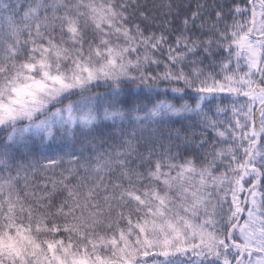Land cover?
<instances>
[{"label":"snow or ice","instance_id":"1","mask_svg":"<svg viewBox=\"0 0 264 264\" xmlns=\"http://www.w3.org/2000/svg\"><path fill=\"white\" fill-rule=\"evenodd\" d=\"M247 2L250 8L237 7L234 12L238 16L250 13L249 18L226 32L217 27L222 11L215 13L217 25L211 31L221 41L215 46L229 52L228 61L221 66L223 79L218 80L205 76L189 56L198 49L211 54L214 46L211 39L197 42L186 35L190 28H204L199 23L204 19V5H197L196 11L182 21L186 31L168 46L169 63H164L163 75L147 76L146 66L162 62L154 54L164 52L168 37L145 35L139 24L126 26L130 19L126 13L135 0H32L19 20L15 18L19 5L0 0V13L7 19L0 35V128L8 130L10 144L18 145L27 135L47 140L57 129L71 133L76 126L92 128L100 119H123L124 113L118 109H105L99 115L93 106L95 98L85 95L88 86L98 81H110L116 87L125 79L142 84L176 81L183 87L170 89L173 100H184L189 90L196 94L195 106L187 101L177 106L160 99L145 117L136 116L137 121L185 113L202 115L201 104L215 93L246 98L240 109L245 124L235 119V128L227 130L233 141L239 142L236 150L243 152L241 159L233 147L214 148L199 167L192 160L181 164L158 160L147 173L129 170L127 161L120 159L117 164L128 184L112 185L111 193L101 175L105 167H112L105 162L93 170L99 182L92 187L84 184L82 191L65 184L67 196L55 211L45 203L49 196H34L35 203L21 198L16 190L19 172L4 177L0 183V264H151L148 257L163 258L157 264H183L180 258L192 260V264H264V191L260 189L264 168L256 160L261 155L258 142L264 136V0ZM81 17L99 36V42L89 43L87 51ZM57 28L59 41L49 32ZM65 33L68 40L63 38ZM22 34L27 35L23 43ZM21 47L27 48L26 54ZM20 55L25 58L17 63ZM233 59L236 64L230 68ZM189 60L192 71L186 73L183 68ZM241 60L247 71H241ZM256 74L260 82L254 79ZM77 92L79 101L57 107ZM254 111L261 117L259 127L252 120ZM236 114L234 111V117ZM205 123L216 128L210 119ZM241 129L237 136L236 130ZM216 134L221 140L228 139L225 132ZM6 157V151L0 154L4 171L9 169ZM225 158L227 167L217 175L214 170ZM145 159L150 161V157ZM246 180L250 187H245ZM101 189L102 202L97 199ZM170 191L176 193V199ZM245 192L244 203L250 206L247 219L241 223L245 210L239 193ZM229 195L225 235L218 232L217 206L227 203ZM236 232L242 243L235 242ZM60 233L66 238H60ZM254 254H259L258 258L254 259Z\"/></svg>","mask_w":264,"mask_h":264},{"label":"trees","instance_id":"2","mask_svg":"<svg viewBox=\"0 0 264 264\" xmlns=\"http://www.w3.org/2000/svg\"><path fill=\"white\" fill-rule=\"evenodd\" d=\"M7 1V0H5ZM32 0H9L10 5H19V14L16 20L20 19L23 11L27 8ZM51 2V0H45ZM75 0H73V3ZM119 3V0H116ZM197 5H204L201 15L204 17L199 23L204 24V28H190L186 32L188 37L200 42L202 40H213L211 54L203 49H198L196 53H189L191 60L197 61L195 67L201 70L205 76H212L215 79L222 80L223 72L221 66L228 61L229 52L215 45L221 43L217 34L211 29L213 25H217L215 13L222 11V22L217 27L220 32H226L232 28L235 23H243L249 18V15H237L234 9L250 8L247 0H135L131 4L127 15L130 17L128 25L139 24L145 35L155 33L157 36L164 34L168 37L165 44L164 52L155 53V57L162 62L157 65H148L144 71L147 76H154L156 73L163 75L164 63H169L166 52L169 45L173 44L181 32H185L182 21L196 11ZM144 17H147L145 20ZM206 22V23H205ZM7 19L5 16L0 18V35L4 34ZM80 28L84 40V49L87 51L89 43L96 44L99 42V36L96 35L90 22H86L85 18H80ZM49 32L60 40L61 34L57 28L55 31L49 29ZM64 40H68L65 33ZM21 42L27 39L26 34H22ZM115 41V37H113ZM227 41H225L226 43ZM71 47V45H65ZM22 53H27V48L21 47ZM25 56L20 55L17 63L22 62ZM191 60L186 62L183 70L186 73L192 71ZM236 61L233 59L230 68L234 67ZM241 71H247L244 61H240ZM259 74L254 76L258 82ZM261 86H264L262 84ZM172 87H183L176 81L161 80L159 82L149 81L148 84H142L137 81H121L119 86L112 85L110 81H98L90 85L85 95H97V108L100 111L108 109L107 106L99 104L104 97L99 94H109L104 101L112 105L115 110L125 113L127 119L121 122L102 121L92 128H81L76 126L71 133L54 131L51 139L43 140L42 137H33L32 139L23 140L18 145L8 144V130L0 128V154L7 152V161L9 164L8 171H4L3 165H0V183L7 176H16L19 172V183L16 190L28 202L35 203L33 197L46 195L50 200L45 203L51 205V210L59 206L67 196L64 185L70 188L82 187L87 184L92 187L94 183H98L97 174L93 171L100 164L107 162L112 167H105L101 175L104 176V185L109 193L112 191V185L122 183L125 187L128 182L121 176L122 169L118 166L117 161L125 159L127 167L137 173H147L155 162L167 161L169 163L181 164L185 160H192L198 167L205 163V156L212 149H226L233 147L236 150L238 141H233L231 133L227 130L235 128L234 120L239 119L241 124H245L243 114L240 109L246 102V98L231 96L226 93H215L209 96L202 104V115L195 113H185L180 116H167L156 120H140L135 119L136 116L145 117L147 111L157 103L160 99H168L177 104L187 101L195 106L197 97L190 90L186 92L184 100H173L174 94L170 91ZM116 89H120L115 92ZM167 92V96L164 93ZM79 92L64 99L63 104L57 107H63L68 104L71 99H78ZM115 105V107H114ZM222 109L223 111H218ZM55 110V109H52ZM234 111L237 113L234 117ZM246 111V109H245ZM255 111L252 120L255 122ZM43 118V117H40ZM206 119L216 122V128L213 129L205 123ZM261 117L259 116V121ZM258 127V126H257ZM218 131L225 132L227 140H221L216 134ZM243 130H236V135L240 136ZM262 137V136H261ZM204 144H201V141ZM264 147V138L258 145V151ZM122 154L118 156L117 154ZM238 159L243 158V152L236 150ZM150 157V161L145 159ZM211 159V157H209ZM258 166L264 168V163L260 162V155L256 157ZM228 159H224L223 165L214 171L218 175L225 171ZM162 170H167L162 169ZM260 185L264 190V175H262ZM61 181L64 183L62 184ZM145 185L149 182L143 181ZM158 189H163V185L157 184ZM27 193V196H25ZM104 189H101L97 199L103 201ZM169 195L176 199V193L170 191ZM223 195V193H221ZM230 200L223 206H217L218 232L226 234L228 225L224 222L230 209ZM248 209V208H247ZM58 222L59 221L58 219ZM101 231V235H103ZM110 235V233H109ZM59 237L65 239V234L60 233ZM237 242V241H235ZM240 243V242H237ZM148 257L149 261L155 262L160 258ZM163 258H161L162 260ZM183 264H192V260L180 258ZM229 259L230 256H229Z\"/></svg>","mask_w":264,"mask_h":264},{"label":"rangeland","instance_id":"3","mask_svg":"<svg viewBox=\"0 0 264 264\" xmlns=\"http://www.w3.org/2000/svg\"><path fill=\"white\" fill-rule=\"evenodd\" d=\"M8 1L9 0H7V1H5V2H7L8 3ZM5 16V14L4 13H0V18H3ZM121 81H131V80H121ZM120 81V82H121ZM106 82V81H105ZM258 82H260V80L258 81ZM88 87H90V85L88 86ZM120 89H116L115 90V92H118ZM109 94H112V93H106V94H99V96H101V97H108V96H110ZM90 97H94L95 99H94V102H93V106L95 107V108H97V95H91ZM104 98H102L101 100H100V102H99V104H101L102 106H107L108 107V109L110 110L109 112H111V111H114L115 109L113 108V106L112 105H109V104H107V101H104ZM81 99V97H79L78 99H71L68 103H72V102H75V101H79ZM114 107H115V105H114ZM98 109V108H97ZM103 112L104 111H100V110H98V114L99 115H101L102 116V114H103ZM121 112H123V111H121ZM124 113V112H123ZM42 119V118H41ZM125 119H127V116L125 115V113H124V118L123 119H115V121L116 122H121V121H124ZM102 121H112V120H103V119H100L99 120V122L97 123V124H99V123H101ZM260 122V121H259ZM259 126H260V123H259ZM75 127H73L72 128V130L74 129ZM57 130H59V129H57ZM62 133H64V132H62ZM33 137H38V136H34V135H27L26 137H25V140H28V139H32ZM262 138H264V136H262ZM8 144H9V142H8ZM260 162H262V163H264V147H262V149H261V155H260ZM249 179H251V178H249ZM245 187L247 188V187H250V184L248 183V180H246L245 181ZM260 189H261V191H264L263 189H262V187H261V185H260ZM239 198H240V201H241V206H242V208H243V205H244V198H245V193H239ZM228 200H230V202H231V196L229 195L228 196ZM249 204H248V208H249ZM230 207H231V204H230ZM248 210V209H247ZM229 214H230V209H229ZM247 213V212H246ZM247 219V215H245V217H244V219L242 220V222L241 223H243L244 222V220H246ZM226 234H227V232H226ZM225 234V235H226ZM234 237H235V241H237V242H240V243H242V241H241V238H240V235H239V233L238 232H236V233H234ZM258 256H259V254H254V259L255 258H258ZM155 257H153L152 259H154ZM230 258L232 259V256L230 255ZM160 260H161V258H160ZM151 264H156V261L155 262H152Z\"/></svg>","mask_w":264,"mask_h":264},{"label":"water","instance_id":"4","mask_svg":"<svg viewBox=\"0 0 264 264\" xmlns=\"http://www.w3.org/2000/svg\"><path fill=\"white\" fill-rule=\"evenodd\" d=\"M256 120H257V123H259V118H258V113H256ZM261 142V140L258 142V144ZM246 197H247V193L245 194V199H246ZM246 208H247V203H244V214H242V216H241V219H240V222L242 221V219H243V217H244V215H245V213H246Z\"/></svg>","mask_w":264,"mask_h":264}]
</instances>
